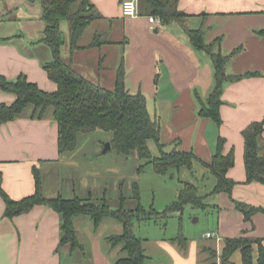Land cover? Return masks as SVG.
<instances>
[{
	"label": "crops",
	"instance_id": "obj_1",
	"mask_svg": "<svg viewBox=\"0 0 264 264\" xmlns=\"http://www.w3.org/2000/svg\"><path fill=\"white\" fill-rule=\"evenodd\" d=\"M124 1L87 0L93 20L76 49H72L69 22L61 23L65 63L107 90L115 88L123 67L126 89L144 94L151 117L160 121V143L165 152H191L210 163L222 139V153L233 152L235 159L227 174L236 182L232 193L212 194L217 183L213 176L209 193L213 196H204L217 214L213 229L201 239L154 241L159 256H148L146 264H221L227 239L250 238L264 246V184L247 182L244 137L252 123L264 122V36L257 33L264 30V0H172L185 17L183 23L170 24H164L140 2L138 16L125 17ZM157 18L160 23L155 22ZM0 23L6 27L0 34V76L15 80L24 75L42 90L56 91L57 83L45 70L54 56L44 41L41 1L0 0ZM14 25V33H5ZM186 28L202 29L206 43L229 57L226 74L241 77L224 85L220 126L200 115L215 89V70L211 58L193 46ZM15 99L14 94L0 89V106L11 105ZM32 111L0 126V179L14 200L35 193L34 168L41 175L42 166L58 163L62 157L53 114L39 120L31 118ZM206 170L195 163L189 170L192 183L198 186L200 178L207 176ZM238 203L258 209L251 220ZM5 211L0 196V264H116L119 259L121 246L109 242L116 235L107 233L104 222L99 228L92 220H84L87 222L79 227L74 224L80 243L74 249L70 243L60 247L61 216L55 210L37 205L14 218L6 217ZM120 229L122 233L123 226ZM208 233L215 237L208 238ZM258 248L253 245L255 259ZM232 264H243L241 251L235 253Z\"/></svg>",
	"mask_w": 264,
	"mask_h": 264
},
{
	"label": "trees",
	"instance_id": "obj_2",
	"mask_svg": "<svg viewBox=\"0 0 264 264\" xmlns=\"http://www.w3.org/2000/svg\"><path fill=\"white\" fill-rule=\"evenodd\" d=\"M30 3L41 1L42 17L46 22L44 41L50 46L54 60L45 66L49 78L57 83L54 92L42 90L38 84L30 82L26 76L20 75L15 80L0 76V89L16 96L11 105L0 106V126L19 118L28 107L32 106V119H45L50 109L58 124V145L60 153L72 152L76 149L80 133L105 131L112 133L111 146L120 154L128 155L136 150L142 159L152 163L159 174H167L171 170L192 171L195 163L203 164L216 178L217 183L212 194H231L236 182L228 178V171L234 167V153H222L224 141H219L218 152L210 163H205L191 152L174 150L165 152L160 143L161 124L153 119L147 105V98L142 93L132 94L125 86V72L120 68L116 86L113 90L104 89L76 72L67 65L61 52L65 43L60 29L62 22L70 24L72 49H76L77 42L85 29L93 20L90 10L92 6L87 0H28ZM146 4L152 15L160 17L164 24L173 21L182 22L185 14L176 8V2L168 0H139ZM80 4L74 10L76 4ZM193 46L204 51L212 60L215 70V89L207 104H203L200 115L212 119L218 126L222 124L220 108L223 104L224 85L228 81L239 80L241 77H231L226 74V64L229 57L216 51L214 44H207L202 29H185ZM264 36V30L257 32ZM237 50L236 52H238ZM235 53V52H234ZM233 55V54H232ZM264 122H254L245 131V165L247 182L264 184V145L262 144ZM150 141H153L160 152L154 157ZM36 191L21 200L12 199L2 186L0 179V196L6 204L5 215L14 218L30 212L37 205H44L55 210L61 216L62 239L60 247L71 244L78 248L74 219L77 216H89L95 228H99L106 218H114L123 226L120 235L112 236L109 242L114 246H121L126 256L120 257L116 264H146L148 256L143 247V240L134 233V220H151L155 217H165L175 213H182L186 206L206 208L205 197L200 195L199 187L193 183H186L179 194V199L163 213L154 210L147 212L138 206L135 210L121 208L112 211L106 201L96 203L92 198L83 200L79 197L66 199L62 196L46 197L43 181L39 170L34 168ZM238 208L245 213L247 220L258 210L238 203ZM175 241L185 242L187 239L180 235ZM221 264H232V258L237 251L242 252L243 264H264V246L259 240L250 238L227 239L224 242ZM258 244V258H254L253 245Z\"/></svg>",
	"mask_w": 264,
	"mask_h": 264
},
{
	"label": "rangeland",
	"instance_id": "obj_3",
	"mask_svg": "<svg viewBox=\"0 0 264 264\" xmlns=\"http://www.w3.org/2000/svg\"><path fill=\"white\" fill-rule=\"evenodd\" d=\"M79 5L76 4L74 10ZM15 27L6 29L5 33H14ZM4 28L0 25V34ZM32 110V106L28 107L25 116ZM49 113L52 115L53 110L50 109ZM111 139L112 133L105 131L80 133L74 151L63 152L58 163L41 167L44 195L49 198H92L98 204L106 201L112 211L121 208L135 210L141 206L147 212L154 210L163 213L178 201L185 184L192 183L189 170H171L167 174H159L154 165L142 159L136 150L128 155L118 153L113 147L106 151ZM150 146L153 156L158 157L160 152L153 141H150ZM212 177L208 171L207 176L200 178V195L213 196L209 195L213 189ZM205 201L208 206L203 209L186 206L182 213H175L168 218L155 217L145 221L135 219L134 233L143 240L146 255L158 258L159 251L154 249L153 243L158 239H178L180 235L201 239L204 233L213 229L217 214L210 205L211 200L207 198ZM84 220L92 219L85 215L77 216L74 224L79 227L87 222ZM103 222L108 227L109 235L121 234L122 225L118 220L109 217ZM124 256L126 253L121 251L119 258Z\"/></svg>",
	"mask_w": 264,
	"mask_h": 264
},
{
	"label": "built area",
	"instance_id": "obj_4",
	"mask_svg": "<svg viewBox=\"0 0 264 264\" xmlns=\"http://www.w3.org/2000/svg\"><path fill=\"white\" fill-rule=\"evenodd\" d=\"M122 13L125 17H136L139 14V0H126L122 4ZM155 22L160 23L159 18L155 19ZM208 238H214L215 234L208 233Z\"/></svg>",
	"mask_w": 264,
	"mask_h": 264
},
{
	"label": "water",
	"instance_id": "obj_5",
	"mask_svg": "<svg viewBox=\"0 0 264 264\" xmlns=\"http://www.w3.org/2000/svg\"><path fill=\"white\" fill-rule=\"evenodd\" d=\"M111 147H112V146H111V143H108V144H107V149H106V151H107L108 149L110 150Z\"/></svg>",
	"mask_w": 264,
	"mask_h": 264
}]
</instances>
